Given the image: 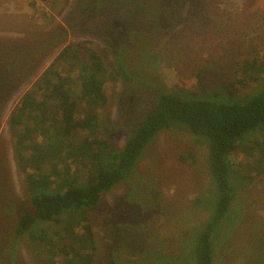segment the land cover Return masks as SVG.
<instances>
[{
	"label": "rangeland",
	"instance_id": "374dc122",
	"mask_svg": "<svg viewBox=\"0 0 264 264\" xmlns=\"http://www.w3.org/2000/svg\"><path fill=\"white\" fill-rule=\"evenodd\" d=\"M66 47L72 48L58 59ZM86 49L106 70L107 103L94 108L78 96L76 84L80 66L73 55ZM115 50L142 83L123 81ZM0 63L6 72L0 76V264H39V246L28 236H14V216L6 214L8 205L31 196L27 174L32 170L21 164L23 147L16 145L10 123L23 96L39 87L36 95L44 100L53 82L69 79L76 116L95 112V136L118 149L129 126L156 104L144 79L163 91L214 88L243 101L264 88V0H0ZM49 68L52 72L43 76ZM248 140L232 162L250 178L213 236L214 264H264V130ZM208 155L204 138L183 128L157 135L133 175L88 210L92 264H194L198 234L212 209ZM66 163L83 179L90 175L87 162L70 157ZM63 225L39 224L51 234ZM76 232L84 233L83 227Z\"/></svg>",
	"mask_w": 264,
	"mask_h": 264
},
{
	"label": "trees",
	"instance_id": "16d2710c",
	"mask_svg": "<svg viewBox=\"0 0 264 264\" xmlns=\"http://www.w3.org/2000/svg\"><path fill=\"white\" fill-rule=\"evenodd\" d=\"M71 48L66 47L57 58L64 59ZM115 55L123 81L142 83L138 81L140 74L127 68L116 50ZM73 57L80 66L78 96L91 108L105 105L106 70L102 59L87 49L75 52ZM69 70L72 68L68 67L66 72ZM51 72L49 68L43 76ZM5 73L0 63V76ZM68 82L66 78L53 82L51 93L44 100L36 95L39 87L30 89L11 114L16 145L23 147L19 152L21 164L25 171L32 170L27 174L29 200L17 206L8 205L11 210H5L7 215L14 216V236H28L39 246V264H92L95 246L88 210L98 206L104 194L133 175L139 159L157 135L180 127L203 137L209 146L207 160L214 189L208 204L212 209L198 234L194 264H214L213 236L227 219L238 191L250 178L238 172L232 156L247 144L250 135L264 130V88L242 101L230 92L214 88L186 94L163 91L158 83L144 79L143 83L155 92L156 104L129 126L126 143L118 149L95 136L98 129L95 112L76 116L72 93L75 89L66 87ZM81 132H85V137L75 140ZM36 135L43 140H31ZM70 157L84 166L86 162L90 164V175L83 179L78 172H71L69 164H62ZM61 165H65L64 169ZM41 223L64 225L61 232L51 234L39 226ZM78 226L83 227L84 233L77 234ZM60 256L62 263L57 262Z\"/></svg>",
	"mask_w": 264,
	"mask_h": 264
}]
</instances>
